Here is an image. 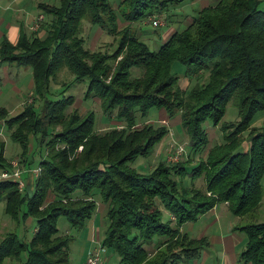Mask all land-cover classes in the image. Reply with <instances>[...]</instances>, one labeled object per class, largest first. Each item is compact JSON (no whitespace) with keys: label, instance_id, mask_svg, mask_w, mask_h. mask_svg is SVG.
<instances>
[{"label":"trees","instance_id":"trees-1","mask_svg":"<svg viewBox=\"0 0 264 264\" xmlns=\"http://www.w3.org/2000/svg\"><path fill=\"white\" fill-rule=\"evenodd\" d=\"M165 1L60 0L59 8L43 6L49 16L43 39L37 31L30 36L22 32L15 45L7 40L0 44L1 63L31 68L33 90L43 101L42 117L49 124L58 123L72 103L69 95L48 96L51 78L66 67L75 81L86 78V97L100 99L106 116L114 113L128 126L98 134L92 132L94 118L88 114L73 128L67 127L59 134L66 146L58 153H49V159L39 160L40 172L28 198L17 195L15 181L0 179V200H6L5 211L13 219L32 217L35 221L29 240L15 232L4 235L0 240V264L5 260L14 264H69L71 238L60 233L56 221L64 217L70 226L82 228L95 214V194L106 206L101 248L116 254L120 264H189L199 257L207 242L182 233L184 223L196 221L218 203H226L234 216L252 212L260 203L264 129L250 130L244 147L239 136L264 112L261 0H216L156 50L149 49L137 34L127 36L126 32L111 57L124 52L108 84L102 79L109 72L107 66L101 67L105 60L97 59L91 66L86 61L92 55L83 48V39L77 38L83 19L111 30L118 17L130 23L144 22L155 16ZM174 61L183 64L188 79L206 72V82L185 94L178 76L170 72ZM133 68H140L142 74L132 76ZM230 101L238 108V119L221 122ZM152 109L163 110L170 118L179 114L191 151L206 145V123L220 124L224 141L214 145L206 159L195 165L167 164L160 159L152 169L139 171L132 166L134 161L150 155L167 134L163 125L133 127L136 113L145 119ZM39 115L29 104L3 120L12 139L21 144L23 154L28 149L29 134L41 145L45 128ZM79 145L81 152L70 162L68 157ZM2 160L1 148V168L6 164ZM22 161L28 163L26 158ZM187 174L192 183L184 187L182 180ZM201 175L204 190L193 187L194 179ZM48 192L53 194L52 203L41 208ZM235 229L245 235L238 260L242 264H264V220Z\"/></svg>","mask_w":264,"mask_h":264},{"label":"rangeland","instance_id":"rangeland-1","mask_svg":"<svg viewBox=\"0 0 264 264\" xmlns=\"http://www.w3.org/2000/svg\"><path fill=\"white\" fill-rule=\"evenodd\" d=\"M112 1L114 2V0ZM215 1L216 0H167L164 2V5L160 7L161 9L155 12V16H157L162 23L161 26L152 25L153 16L149 17L144 22L131 23L118 17L116 26L110 28L111 30L104 29L101 26H95L87 19H83L77 32V38L83 39V48L87 49L92 55L91 58L86 59L89 66L93 65L94 61L97 59L105 60L101 67L104 68V66H107L109 72L108 75L101 77L108 84L116 64L122 61L124 52L119 53L117 57H111L114 56L116 49L119 47L121 36H125L126 32L127 36L137 34L139 39H141L149 49L156 50L160 47L162 42H165L175 31L182 30L189 24L192 17L196 16L198 11L204 7L213 5ZM27 6V10H22L21 8L18 12L21 15L22 21L26 24V28L23 26L22 30L26 36H30L37 31V36L43 39L46 36L45 24L49 22V16L44 12L43 6L59 8L60 0H31L27 3ZM260 8L264 10V0H261ZM10 13L12 16L15 15L12 12ZM28 19L29 22H27ZM42 24L44 25L42 26ZM33 25H38L36 30H33ZM41 26L42 28H40ZM10 66L9 75L7 77L1 74L2 71L0 68V112L1 116H3L0 119H2V123L4 119H9L10 116L19 113L26 105L30 104L36 112L40 113L39 116H41L42 119L41 123H43L42 125L45 128V134L40 136V146L36 142V137L34 139L33 135L29 134L28 149L26 148L27 150L23 154L21 144L12 139L10 135L11 131L8 127L3 124L0 125V149L2 148L3 151L2 162L4 164L6 163L3 165V168L0 167V179L6 178L8 175L14 176L15 180L13 181L16 182V189L18 190L17 195L20 194L23 195L24 198H28L32 194L34 180L40 172V167L38 166L39 160L45 157L48 158L49 153L60 152V150L66 146L59 137L61 133L66 131L67 127L73 128L88 114H91L94 118L92 132L102 134L112 129H116L117 131H120L122 128L128 129L126 122L124 120H117L114 113L111 117H108L102 112L100 99L97 97H90L89 95L86 97V78L75 81L74 74L66 67H61L56 72L55 76L51 78L48 96L49 98H55L60 97L61 94L65 97L69 95L72 98V103L65 110L61 120L58 119V123L49 124L46 118L42 117L44 114L42 99L35 95L33 88L32 91L29 88V85L33 84L31 68L28 66ZM97 72L100 74L101 69ZM170 72L178 76L177 82L185 91V94L190 93L196 85H201L206 82V72H203L199 78L188 79L184 77V66L179 61H174L172 63ZM131 74L132 76H140L142 70L140 68H133ZM238 113L237 106H235L232 101L228 102L221 122H235L238 119ZM135 118L136 125H133V127L137 129H142L143 125H152L154 128L163 125L167 128V134L156 144L150 155L147 157H138L132 164V166L139 171H148L152 169L160 159H165L167 164L180 163L186 167L195 165L201 160L206 159L208 151L214 145L223 143L224 141V132L221 130L220 124L214 126L210 123H206V125H204L208 138L206 145L199 150L191 151L188 146L189 138L182 127L179 114H174L172 118H170L163 110L152 109L145 119H141L137 113ZM252 129H264V112L255 117L246 132L240 134L239 137L243 140L242 147H244L245 144L248 145L249 139H247L246 136ZM146 134L148 133L146 132ZM179 149H182L180 154L178 153ZM81 150L82 145H79L68 157L69 161L72 162L76 154L80 153ZM24 157L28 163L22 161L25 159ZM4 173L7 174L4 175ZM182 183L184 187L191 185L192 179L189 174L183 177ZM193 187L195 189L204 190L205 181L203 175L194 179ZM261 188L262 195L260 203L252 212L246 213L245 215L234 216L224 203H218L220 204L218 205L220 219L218 223L208 228L209 233H218L221 231V233L228 236L229 239L231 238L233 242L236 239L238 241V252L241 251L245 244V235L235 228L248 222L264 220V180L261 182ZM7 191L8 190H5L3 194ZM204 193L207 195L209 194L207 192ZM93 199L99 203V208L95 211L92 218L85 222L82 228L70 226L69 222L64 217H59L56 221V226L60 233L62 235L67 234L68 237L71 238L68 255L69 264H83L89 251L93 248L101 249L100 242L104 237L106 227L105 214H102L104 205L97 194L93 196ZM52 200L53 194L48 192L45 203L41 208L47 207L52 203ZM62 204L67 205L65 202ZM5 208L6 200H0V240L7 232H15L24 240H29L34 230V219L32 217H27L25 220H22L21 217L20 219H13L5 211ZM19 214L21 215V212ZM216 214L217 211L214 217ZM164 217L168 218L169 216L167 213H164ZM201 222L202 220L187 222L182 229L189 235L191 234L192 237L200 236L202 232L199 234L197 230L203 231L204 229V226L200 224ZM226 229L231 230L228 231ZM205 234L206 236L209 235L207 232H205ZM213 248L214 246L211 244L207 247V249ZM101 257L102 264H120L116 254L109 253L103 248ZM12 263L13 262L9 260L3 262V264Z\"/></svg>","mask_w":264,"mask_h":264},{"label":"crops","instance_id":"crops-1","mask_svg":"<svg viewBox=\"0 0 264 264\" xmlns=\"http://www.w3.org/2000/svg\"><path fill=\"white\" fill-rule=\"evenodd\" d=\"M30 1L31 0H0V44L4 40L9 41L12 45H15L18 42L19 36L23 32L22 27L24 26L26 28V24L22 21L21 15L18 12L21 8L22 10H27L28 8L27 3ZM10 12L14 13L15 15L12 16ZM27 22H29V19L27 20ZM43 25L44 24H42V26ZM42 26L40 28H42ZM10 65H16V64L0 62V68L2 71L1 74L6 75L5 77L9 75L8 73L11 67ZM24 67H27V66H24ZM29 88L32 91L33 84H30ZM31 95H32V92H31ZM2 124H3L2 119H0V125ZM96 204H97V207H96V211H97L99 208V203L96 202ZM224 204L227 207V204L226 203ZM218 205L220 204H216L213 208H211L209 211H207L203 215L199 216V218L196 221H194V222H197L199 220H202L200 224L204 226V229L203 231L197 230L199 234L200 232H202L201 235L193 236V237L196 239L205 238L207 243H206V246L202 249L199 257L191 261L192 264H242L238 260L240 251L238 252L239 250L237 246L238 241L236 239L233 242L231 238L229 239V237L225 236V234L221 233V231H219L218 233L217 232L209 233L208 231V228L218 223L220 219V214L218 213ZM105 211H106V206L104 205L102 214H105ZM216 211H217V214L214 217V214ZM186 224L187 223H184L180 227V230L182 233L188 234L187 232H184L182 229V227H184ZM226 230L229 231L231 229H226ZM205 232L209 234L207 235L208 237L206 236ZM189 236L192 237L191 234ZM210 244L214 246L213 249H207V247ZM191 262L189 264H191Z\"/></svg>","mask_w":264,"mask_h":264},{"label":"built area","instance_id":"built-area-1","mask_svg":"<svg viewBox=\"0 0 264 264\" xmlns=\"http://www.w3.org/2000/svg\"><path fill=\"white\" fill-rule=\"evenodd\" d=\"M152 25L153 26H161L162 25V23L160 22V19L157 16H153ZM37 27H38V25H33V30L34 29L36 30ZM181 151H182V149H179L178 153L180 154ZM6 174L7 173H4V175H6ZM4 177H6V176H4ZM3 179L15 180L14 176H9V175H8V177L3 178ZM100 248H101V246H100ZM101 256H102V248L101 249L93 248L91 251H89L87 253L85 261L83 264H102V257Z\"/></svg>","mask_w":264,"mask_h":264}]
</instances>
